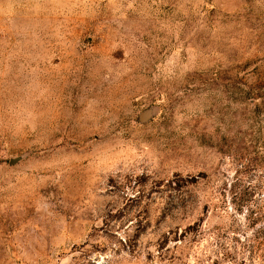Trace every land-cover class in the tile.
I'll list each match as a JSON object with an SVG mask.
<instances>
[{"label":"rangeland","instance_id":"1","mask_svg":"<svg viewBox=\"0 0 264 264\" xmlns=\"http://www.w3.org/2000/svg\"><path fill=\"white\" fill-rule=\"evenodd\" d=\"M0 264H264V0H0Z\"/></svg>","mask_w":264,"mask_h":264},{"label":"water","instance_id":"2","mask_svg":"<svg viewBox=\"0 0 264 264\" xmlns=\"http://www.w3.org/2000/svg\"><path fill=\"white\" fill-rule=\"evenodd\" d=\"M152 115H153V110L148 109V110L144 111L143 113H141L140 119L142 122H146L152 117ZM19 160H20V158L11 159V163H16Z\"/></svg>","mask_w":264,"mask_h":264}]
</instances>
